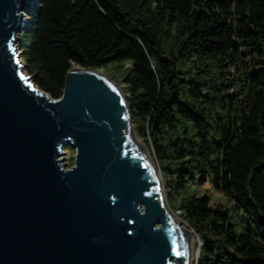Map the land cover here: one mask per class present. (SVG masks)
Listing matches in <instances>:
<instances>
[{"label": "trees", "instance_id": "obj_1", "mask_svg": "<svg viewBox=\"0 0 264 264\" xmlns=\"http://www.w3.org/2000/svg\"><path fill=\"white\" fill-rule=\"evenodd\" d=\"M18 37L26 70L60 97L74 65L131 62L124 77L138 136L189 195L199 264H264V0H34Z\"/></svg>", "mask_w": 264, "mask_h": 264}, {"label": "water", "instance_id": "obj_2", "mask_svg": "<svg viewBox=\"0 0 264 264\" xmlns=\"http://www.w3.org/2000/svg\"><path fill=\"white\" fill-rule=\"evenodd\" d=\"M33 4L0 0V264H186L119 85L74 65L55 98L24 74L14 39Z\"/></svg>", "mask_w": 264, "mask_h": 264}, {"label": "rangeland", "instance_id": "obj_3", "mask_svg": "<svg viewBox=\"0 0 264 264\" xmlns=\"http://www.w3.org/2000/svg\"><path fill=\"white\" fill-rule=\"evenodd\" d=\"M31 11H32V6L26 8L23 11L25 13L24 17L28 21V24L30 21L29 14ZM23 29H21L16 34V37L14 39V44H15L16 50L20 53V57H21V52L17 44H18L19 34L21 33ZM21 62L23 64L24 74L29 76V79L32 80V75L26 70L24 66V62L23 61ZM130 66H131L130 61H127L124 63L110 62L107 66L98 68V71L107 75L111 79H113L122 89L123 96L126 97L128 93V85L125 83L124 77L126 73L129 71ZM130 120H131V124L135 128V124L137 123V120H133L131 116H130ZM148 150L152 157L154 166L158 171L160 189L163 195V200L165 202V205L169 213L172 216H175L176 218H178L182 222V224L185 225L194 234L193 236L195 237V245L193 248L192 264H199V259L201 257L200 247L204 241H203L202 236L196 231V229L193 226H191L188 223V221L182 217L181 209H180V205L182 201L184 200V198H186L189 195H193V194L201 195L203 193H208L211 196V204L213 206H216V207L220 206L222 208H228L231 206L232 202L228 199V197L221 190H218L217 188L214 187L211 178L207 179V181H205L204 183H201L198 180V175L195 180H190L188 182V185L184 189L177 190L175 188L176 181H175L174 176L171 174L165 173L159 166L150 148ZM75 152H76L75 146L72 144H68L66 147V160L69 162L70 166H72L75 163Z\"/></svg>", "mask_w": 264, "mask_h": 264}, {"label": "bare ground", "instance_id": "obj_4", "mask_svg": "<svg viewBox=\"0 0 264 264\" xmlns=\"http://www.w3.org/2000/svg\"><path fill=\"white\" fill-rule=\"evenodd\" d=\"M125 110H127V119H128V129H129V136L131 139V142L133 146L139 151L140 155L143 158V161L145 162L148 170L154 177L155 181L157 182L158 186L159 185V174L157 169L154 166L152 157L150 155V152L145 144V142L138 136L137 131L131 124L130 120V114H128V105L125 104ZM130 112V111H129ZM161 190V189H159ZM170 214V213H169ZM170 219L173 225L182 232H185V247H186V264H192L193 261V248L195 245V237L193 236L194 234L185 226L182 224V222L176 218L175 216H172L170 214Z\"/></svg>", "mask_w": 264, "mask_h": 264}, {"label": "built area", "instance_id": "obj_5", "mask_svg": "<svg viewBox=\"0 0 264 264\" xmlns=\"http://www.w3.org/2000/svg\"><path fill=\"white\" fill-rule=\"evenodd\" d=\"M65 151H66V148H65Z\"/></svg>", "mask_w": 264, "mask_h": 264}]
</instances>
